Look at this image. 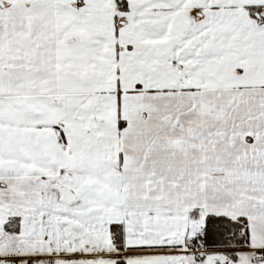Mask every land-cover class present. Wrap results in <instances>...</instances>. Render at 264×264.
Segmentation results:
<instances>
[{
    "label": "crops",
    "instance_id": "crops-1",
    "mask_svg": "<svg viewBox=\"0 0 264 264\" xmlns=\"http://www.w3.org/2000/svg\"><path fill=\"white\" fill-rule=\"evenodd\" d=\"M126 1L118 12L116 0H0V184L13 189L0 238L13 218L17 237L40 225L26 221L44 210L25 180L61 175L77 196L59 215L63 239L74 228L100 241L99 252L85 243L59 252L62 264H215L183 254L207 216L244 221L248 247L238 253L255 260L264 252V23L254 26L251 11L264 19V0ZM165 82L181 85L166 92L183 112H169Z\"/></svg>",
    "mask_w": 264,
    "mask_h": 264
},
{
    "label": "rangeland",
    "instance_id": "rangeland-1",
    "mask_svg": "<svg viewBox=\"0 0 264 264\" xmlns=\"http://www.w3.org/2000/svg\"><path fill=\"white\" fill-rule=\"evenodd\" d=\"M189 18L192 20V10L190 11ZM263 23H264V19L258 21L253 17L254 26L258 27L259 25H262ZM178 69L180 70V72L186 71L184 67H179ZM160 85L164 90L163 94H167L166 103L167 102L173 103V106L171 107L169 112L171 110H175V111L180 110L181 112H183L184 109L178 107L175 104V101L169 99L168 95H172V93L166 92V91H172L173 90L172 88H175V89L179 88L178 87L179 84L165 82ZM200 102H201L200 99H192V107L201 105ZM214 102H215V105H218V106H234L236 104V102L233 103V100H229L228 98L227 100L223 98L215 99ZM208 103H204V104L202 103V105L214 106L211 102H208ZM151 106H153V104ZM167 117H171V115H168ZM183 119H186V118H183ZM60 177L61 179H59ZM38 179H44V178L33 177L31 180H25V182L28 184L29 182L31 184L32 182H34L36 186H38L37 187L38 191L36 194H34V196L36 197V202L44 210V214L39 215L35 211L29 217L26 218V221L27 223L28 222L32 223L33 221H35V224L39 223L40 225H38V227L37 226L35 227L26 226L25 228L28 227L27 228L28 230L25 232V234L22 235L24 237H17V235L20 233V227L18 228L19 229L18 233H12L16 231V227L10 228V231H12L11 233H7L4 230L5 235L3 236V238H0V264H50V263L62 264V262L65 261V259L62 260V258L59 257L60 253L69 252L71 248H73V250L75 251L77 247L81 248L84 246L82 245V243H85V245H87L88 248L94 249L95 251L99 252L100 248L98 246V242L100 241L92 236H88L87 240L84 241V237L81 235V233L78 232L77 234L76 233L77 231L76 230L74 231V228H72L71 231L76 236V239H73L66 235L68 237V240H64L63 236L61 235L63 233L65 235V232L68 230L69 226L67 227L66 222L62 224L60 223L59 215L67 214L69 210L74 208L73 206L74 204H76V202L72 203L71 205L70 204L66 205L65 203L61 202V200L59 199V192L56 187L62 186L65 183V184H68L71 189H74L73 187H71L72 185L71 182H69L68 180L67 182H65L61 175L56 176V178H46L44 180L50 182L51 187L48 189H44L39 185ZM8 182L9 183L2 181V183L0 184V190H1L0 197L2 200H4V201H0L1 207H3V205H8L9 201H6V200H8V198L11 197V194L13 193V189H11V186H10L11 185L10 181ZM27 197H29V195L24 194L23 198L25 199V201L30 202V200ZM77 202L79 203V201ZM1 207H0V213L5 212V210ZM48 210H49V213H46V211ZM56 215H58L57 219L55 218ZM49 217L51 220H48ZM36 218L37 220H35ZM241 225L243 226V229L246 228L245 222L242 220H241ZM54 226H56V228H54ZM62 226H63V229H62ZM203 226H204V221L202 218H200L199 220L196 221L195 232L198 233L200 230H202ZM102 235H104V233ZM109 235L110 233L108 232V238L109 240H111ZM103 237L106 238V236L105 235L102 236V239L105 240V238ZM104 240H102V242ZM245 247L246 248L248 247L247 244H245ZM245 249H241V248H238L237 250L233 249L234 250L233 254H237V257L234 256V258L238 260V263H239V258L241 257L245 260V264H264V252L260 253V256H257L258 257L257 260H254V259L252 260L250 259L249 255H243V253L241 254L238 253L240 251H244ZM226 250H230V249H226ZM49 252H52V253H49ZM17 253H21L22 255H27V256H24L26 259L22 261L14 262L11 256L16 255ZM183 254L190 256L193 259L197 260L193 256L186 254L184 251H183ZM29 255H33V256H29ZM77 260L80 262L79 264H94L96 262V259H92V260L91 259H77Z\"/></svg>",
    "mask_w": 264,
    "mask_h": 264
},
{
    "label": "trees",
    "instance_id": "trees-1",
    "mask_svg": "<svg viewBox=\"0 0 264 264\" xmlns=\"http://www.w3.org/2000/svg\"><path fill=\"white\" fill-rule=\"evenodd\" d=\"M117 1V10L118 12L127 11V2L125 0H116ZM119 18L115 19L116 28H120L122 23ZM16 227V231H10V228ZM20 224L18 219H10L5 225L4 230L7 233H18ZM241 220H232L227 217L219 216H207L205 218L204 226L202 227L201 232L205 238V246L209 249H230L237 250L238 248L245 249V244L248 243L247 236H243L239 233L241 229ZM117 226H112L111 231L118 238ZM68 235L73 239H76L74 233L70 230ZM237 257V254H233ZM234 260H237L234 258Z\"/></svg>",
    "mask_w": 264,
    "mask_h": 264
},
{
    "label": "built area",
    "instance_id": "built-area-1",
    "mask_svg": "<svg viewBox=\"0 0 264 264\" xmlns=\"http://www.w3.org/2000/svg\"><path fill=\"white\" fill-rule=\"evenodd\" d=\"M240 234L245 235V229H240ZM184 252L197 260H204L209 256H213L216 264H233L232 251L207 248L205 246V238L202 234L194 236Z\"/></svg>",
    "mask_w": 264,
    "mask_h": 264
},
{
    "label": "water",
    "instance_id": "water-1",
    "mask_svg": "<svg viewBox=\"0 0 264 264\" xmlns=\"http://www.w3.org/2000/svg\"><path fill=\"white\" fill-rule=\"evenodd\" d=\"M38 183L44 189H48L51 187V183L44 179H38ZM56 188L60 194V199L63 203L69 205V204L76 202L77 196L70 187L66 185H62Z\"/></svg>",
    "mask_w": 264,
    "mask_h": 264
},
{
    "label": "flooded vegetation",
    "instance_id": "flooded-vegetation-1",
    "mask_svg": "<svg viewBox=\"0 0 264 264\" xmlns=\"http://www.w3.org/2000/svg\"><path fill=\"white\" fill-rule=\"evenodd\" d=\"M126 1V0H125ZM127 2V1H126ZM0 6H3V4L2 3H0ZM127 7H128V5H127ZM251 15H252V17H254L256 20H258V21H260V20H262L261 19V17H260V14L258 13V11L256 10L255 11V9L254 8H252V11H251ZM120 20V19H119ZM120 23V22H119ZM123 24V23H122ZM260 26V25H259Z\"/></svg>",
    "mask_w": 264,
    "mask_h": 264
}]
</instances>
